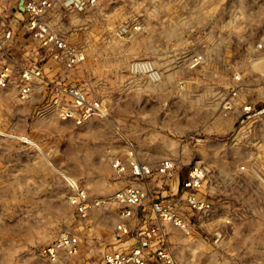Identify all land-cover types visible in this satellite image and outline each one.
Listing matches in <instances>:
<instances>
[{
    "label": "rangeland",
    "instance_id": "rangeland-1",
    "mask_svg": "<svg viewBox=\"0 0 264 264\" xmlns=\"http://www.w3.org/2000/svg\"><path fill=\"white\" fill-rule=\"evenodd\" d=\"M183 5L185 14L177 17L120 16L112 11L128 9L127 0H102L85 13V23L76 27L72 19L65 26L66 36L85 52L74 76L91 96L101 95L110 111L80 126L58 114L45 119L38 114L32 123L30 113L20 122L18 130L40 138L41 149L49 147L53 167L40 176H0V264H51L35 252L65 232L77 233L83 241L98 233L100 239L88 256L61 264H95L100 248L115 243L109 235L114 215L101 210L106 222H80L66 203L60 174L76 178L92 195H106L125 183L116 178L109 154L127 148L151 164L174 156L179 167L173 180L181 181L194 161L208 169L211 209L196 213L183 206L190 234L170 232V248L180 262L264 264V179L239 172L247 160L264 166L254 139L258 130L234 144L219 112L231 74L246 58L264 53L225 47L233 38L208 37L202 28L207 21L214 36L233 29L226 18L195 17V1ZM132 10L142 13L143 7ZM138 61L152 62L161 80L150 83L130 71ZM2 115L0 108V119Z\"/></svg>",
    "mask_w": 264,
    "mask_h": 264
},
{
    "label": "built area",
    "instance_id": "built-area-1",
    "mask_svg": "<svg viewBox=\"0 0 264 264\" xmlns=\"http://www.w3.org/2000/svg\"><path fill=\"white\" fill-rule=\"evenodd\" d=\"M100 1L0 0V90L16 89L18 99L24 102L39 94L37 114H58L77 126L92 116H106L110 107L105 99L101 95L91 96L74 76L75 69L84 61L85 52L70 35L66 36L69 31L65 28L72 19L76 27L85 23V13L97 7ZM108 1L115 4L124 0ZM127 1L128 9L112 13L177 17L185 14L183 3L188 0ZM190 1H195V17L226 18L233 29L221 33L215 29L214 36L207 21L202 28L207 29L208 37L233 38L224 46L264 53V0ZM136 7H143V12L134 13L132 9ZM20 39H24L22 44ZM18 46L22 51H16ZM199 59L198 56L195 61ZM246 59L239 71L231 74L230 88L219 112L228 123L229 139L234 144L238 138L244 139V134L248 137L258 130L255 144L263 151L258 156L264 158V57ZM130 71L154 84L162 77L161 71L150 61L134 62ZM0 138L20 140L29 149L42 152L39 144L27 134L0 126ZM255 162L242 163L239 172L264 179V166L260 168ZM109 164L116 178L125 183L107 195H92L76 178L60 174L66 188V202L80 222L85 223L93 211L114 208L113 238L116 241L111 247L100 248V257L95 264H183L170 248V232L176 229L190 234L191 224L182 211L183 206L196 213L211 209L206 189L208 169L200 161H194L182 178L179 191L159 197L150 191L149 181L175 178L179 166L174 156H163L156 164H151L141 161L133 148H127L122 153L109 154ZM48 166L53 167L50 159ZM91 247L93 245H82L77 233L65 232L35 253L51 264H61L67 259L90 254Z\"/></svg>",
    "mask_w": 264,
    "mask_h": 264
},
{
    "label": "crops",
    "instance_id": "crops-1",
    "mask_svg": "<svg viewBox=\"0 0 264 264\" xmlns=\"http://www.w3.org/2000/svg\"><path fill=\"white\" fill-rule=\"evenodd\" d=\"M23 41L24 39H20V44H22ZM15 49L17 52L22 51L20 46L15 47ZM20 57H22V55L19 56V58ZM1 94H2V97L0 96V99L3 98L1 102L3 101V103H7V104H5V106L2 104V107L0 106L2 114H3L2 118L0 119V126L3 128L9 129L11 131H14L16 133L27 134L35 143L40 144V138L30 136L28 133H26V131L18 130V125L20 124V122L23 120V118L28 120L30 113H31L30 118L32 120L31 121L32 123H34L37 119H39V117L37 116L38 115L37 105H38V100H39V94H36L33 100L25 101V102L18 99L16 89H10L9 91H6V92L3 91ZM46 117H49V116L47 115L42 116L43 119H45ZM41 150L42 152L39 153L38 151L29 149V146L25 145L20 140H12L10 138H0V176H40L42 175L41 171L45 170V168H49L48 159L50 158V156H49V147L48 149L43 148ZM28 152H31L32 154L30 155ZM39 154L41 156H39ZM180 182L181 181L179 180H173V179L172 180H158L157 178H152L149 181V188L153 194L157 192H161L160 196L174 195L180 189ZM164 185L166 186L165 188H163ZM118 188H116L115 190H117ZM115 190H113L112 192H114ZM157 196H159L158 193H157ZM100 211L101 210L91 212V216L89 220L92 219L93 224L95 223L97 225V224L106 222L105 218L100 216ZM101 212L102 213L112 212V214L114 215L113 217L114 221H112L111 230L109 231V235L111 237L112 242H115L116 240L113 238L114 224L116 221L114 208L109 207L107 210H102ZM93 215L95 216L98 215V216L94 217ZM99 239H100V236L98 233H92L90 238L87 237V240H84V241L82 240V237L80 236L82 245L89 244L92 246L94 245L96 240H99ZM88 255L89 254H83L81 256L85 257ZM70 262H74V261L70 260Z\"/></svg>",
    "mask_w": 264,
    "mask_h": 264
}]
</instances>
